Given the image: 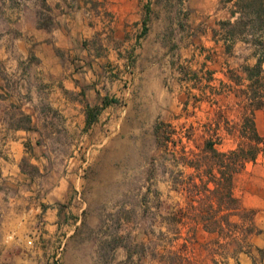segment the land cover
Segmentation results:
<instances>
[{
	"label": "crops",
	"instance_id": "obj_1",
	"mask_svg": "<svg viewBox=\"0 0 264 264\" xmlns=\"http://www.w3.org/2000/svg\"><path fill=\"white\" fill-rule=\"evenodd\" d=\"M10 1L0 2L8 11L0 20V264H58L66 234L78 230L87 206L81 200L82 157L93 162L95 154L111 147L114 104L108 98L130 93L120 90L107 70L122 69L134 59L133 79L148 83L158 75L155 59L164 46L141 0H93L105 2V18L84 0H45L47 24L40 23L37 0ZM236 1L225 2L226 16L214 23L216 36L206 28L213 45L204 59L213 62L214 51L215 59L223 57V86L215 95L222 99L221 109H238L241 127L250 103L242 68L253 66L256 58L241 41L226 53L218 26L237 19ZM142 106L153 118L155 103ZM253 120L264 138V109L254 110ZM237 133L236 143L241 128ZM232 194L242 208L255 211L258 232L248 236L241 252L227 244L230 249L213 264H264V148L233 174ZM194 230L196 236L202 231L219 239L202 225Z\"/></svg>",
	"mask_w": 264,
	"mask_h": 264
},
{
	"label": "rangeland",
	"instance_id": "obj_2",
	"mask_svg": "<svg viewBox=\"0 0 264 264\" xmlns=\"http://www.w3.org/2000/svg\"><path fill=\"white\" fill-rule=\"evenodd\" d=\"M84 1L106 17L104 1ZM141 1L144 11L155 18L164 46L155 59L158 75H152L148 83L141 77L134 80V59L122 69L108 68L119 89L130 93L114 92L108 98L114 104L111 147L95 154L93 162L82 157L81 200L87 206L78 230L66 234L58 264H172L171 251L185 254L195 264H213V259L230 249L227 244L236 247L230 237L223 241L202 231L196 236L190 222L181 226L180 237L173 243L162 242L160 235L169 230L167 239L174 237L175 227L162 219L170 213L192 216L208 209L190 202L182 191L190 178L199 182L197 177L205 173L204 167L198 172L192 165L204 156L206 141L220 152L237 145L239 111L218 105L223 57L215 59L214 51L213 62L204 59L213 45L206 28L215 33L214 23L226 16L227 0ZM36 2L40 23L47 24L48 6L45 0ZM5 17L8 11L1 6L0 20ZM219 29L223 37L224 28ZM97 42L93 40L98 47ZM225 74L234 79L230 72ZM145 101L155 103L153 118L143 112ZM214 207L223 214L231 206ZM225 228L232 231V227Z\"/></svg>",
	"mask_w": 264,
	"mask_h": 264
},
{
	"label": "trees",
	"instance_id": "obj_3",
	"mask_svg": "<svg viewBox=\"0 0 264 264\" xmlns=\"http://www.w3.org/2000/svg\"><path fill=\"white\" fill-rule=\"evenodd\" d=\"M234 6L239 14L237 19L233 23L228 20L218 25L221 29L224 28L222 39L227 42L226 53L231 50L232 44L241 41L252 48V55L256 58L253 66L242 68L245 79L249 81L248 113L243 116L239 141L234 150L220 152L208 140L203 149L204 156L200 161L198 159L196 161L199 164L192 165L198 172L204 167L205 173L197 177L199 182L195 180L196 177L190 178L185 182L182 191L187 193L190 202H198L200 208L208 207L206 213L190 216L179 211L162 218L168 220L167 224L175 227V232L172 233L174 237L171 239H167L169 230L160 234L162 242L177 241L181 226L190 222L194 224L193 227L202 225L205 231L216 233L223 241L229 237L235 239L233 242L236 244V250L241 252L246 246L248 236L258 232L253 226L255 211L242 208L239 200L232 194V178L244 163L254 161L264 148V138L256 133L253 120L254 110L264 109V0H237ZM214 35L216 36L217 33ZM236 77L241 79L238 75ZM214 206L231 207L226 208L230 210L229 212L219 214L214 210ZM232 216L238 217L239 221L233 223L230 220ZM225 227H232V231ZM171 252H168V255L173 256L172 264H195L185 254L178 251Z\"/></svg>",
	"mask_w": 264,
	"mask_h": 264
},
{
	"label": "built area",
	"instance_id": "obj_4",
	"mask_svg": "<svg viewBox=\"0 0 264 264\" xmlns=\"http://www.w3.org/2000/svg\"><path fill=\"white\" fill-rule=\"evenodd\" d=\"M28 244H30V242H28Z\"/></svg>",
	"mask_w": 264,
	"mask_h": 264
}]
</instances>
